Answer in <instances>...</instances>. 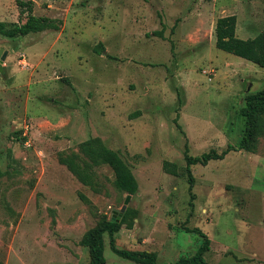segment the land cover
<instances>
[{"label":"rangeland","instance_id":"obj_1","mask_svg":"<svg viewBox=\"0 0 264 264\" xmlns=\"http://www.w3.org/2000/svg\"><path fill=\"white\" fill-rule=\"evenodd\" d=\"M30 15L63 23L0 34V264H91L80 241L121 217L129 195L109 165L92 166L91 188L61 163L73 154L91 164L79 147L91 137L139 183L119 248L170 264L195 254L205 238L186 228L198 227L209 263L264 264V135L255 151L193 165L192 190L185 158L186 144L192 156L239 146L241 108L264 89V68L219 49L215 26L236 15L238 37L254 38L264 32V0H0V22ZM166 160L178 174L163 169ZM104 241L106 264H139L117 255L108 233Z\"/></svg>","mask_w":264,"mask_h":264},{"label":"trees","instance_id":"obj_2","mask_svg":"<svg viewBox=\"0 0 264 264\" xmlns=\"http://www.w3.org/2000/svg\"><path fill=\"white\" fill-rule=\"evenodd\" d=\"M62 20L51 18L49 16H27L26 21L9 26L6 22H0V34L8 38L26 36L30 33L43 31L59 30ZM237 16L227 15L217 19L215 26L216 46L228 53L247 59L260 67L264 68V32L259 33L254 38L242 39L237 35ZM96 52L101 53L105 49L103 44H99ZM181 99V98H180ZM138 113H134L136 117ZM241 114L246 119V126L243 138L238 147L229 144L221 153L215 149L204 152L199 156L189 155L186 144L185 158L187 161V171L189 176L190 190L194 186L192 166L197 164L207 165L211 160H222L228 153L238 149L255 151L258 140L264 135V89L256 93H248L245 98V106L241 108ZM180 128V125L178 124ZM80 149L90 159L91 164L82 166L76 161L77 155L61 157L60 161L82 182L83 185L94 188L96 181L92 166L109 165L116 177V184L127 194L138 192L139 183L130 166L119 155V153L108 147L100 137H91L79 144ZM163 169L170 174H178L176 163L164 161ZM97 187V186H96ZM136 212L132 208H127L126 212L119 217L104 218L96 227L88 230L80 241L81 245L89 248L91 264H106L104 255L105 241L104 234L110 236L111 249L119 256L139 264H158L157 254L146 250H131L119 248L115 243V234H117L125 224L132 228L133 219ZM188 232L200 234L205 238L201 246L191 256H182L170 264H211L207 261L205 254L210 249V240L207 235L198 227L186 228Z\"/></svg>","mask_w":264,"mask_h":264},{"label":"water","instance_id":"obj_3","mask_svg":"<svg viewBox=\"0 0 264 264\" xmlns=\"http://www.w3.org/2000/svg\"><path fill=\"white\" fill-rule=\"evenodd\" d=\"M2 53H3V48H0V57L2 56ZM2 69H3L2 68V60H0V72H1ZM130 199H131V195L129 194L127 196L126 200H125L124 205L121 208L120 216H122L125 213V211L127 210V207H128V204H129Z\"/></svg>","mask_w":264,"mask_h":264},{"label":"crops","instance_id":"obj_4","mask_svg":"<svg viewBox=\"0 0 264 264\" xmlns=\"http://www.w3.org/2000/svg\"><path fill=\"white\" fill-rule=\"evenodd\" d=\"M194 15V14H193ZM195 17V16H194ZM39 33V32H38ZM20 37H22V36H20ZM32 52V51H31Z\"/></svg>","mask_w":264,"mask_h":264}]
</instances>
